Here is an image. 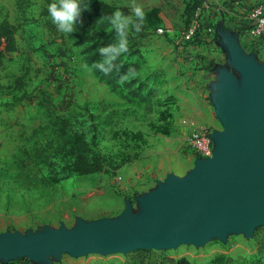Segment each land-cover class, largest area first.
<instances>
[{
    "label": "rangeland",
    "instance_id": "374dc122",
    "mask_svg": "<svg viewBox=\"0 0 264 264\" xmlns=\"http://www.w3.org/2000/svg\"><path fill=\"white\" fill-rule=\"evenodd\" d=\"M104 1L131 13L139 6L145 13L140 56L126 50L116 58H140L143 79L151 69L166 71L167 81L156 87L147 106L97 78L103 68L92 57L102 41L81 44L75 29L62 32L44 17L59 0H0V22L7 19L19 28L18 51L0 60V232L12 233L2 260L55 238L52 248L60 251L51 264H170L172 258L191 264H264V223L214 228L198 243L146 248L144 263L131 258L137 251L87 252L66 238L87 246L147 227L163 200H172L183 180L192 182L203 162L188 147L183 120L212 130L219 126L205 79L192 69L196 50L183 48L191 40L188 29L200 20L197 9L216 2ZM185 7H190L187 19ZM230 15H219L216 29ZM238 20L246 23L244 17ZM112 31L113 24L94 33L104 40ZM172 96L175 101L165 105ZM94 160H100L102 171H93ZM99 225L101 231L91 232Z\"/></svg>",
    "mask_w": 264,
    "mask_h": 264
},
{
    "label": "water",
    "instance_id": "95a60500",
    "mask_svg": "<svg viewBox=\"0 0 264 264\" xmlns=\"http://www.w3.org/2000/svg\"><path fill=\"white\" fill-rule=\"evenodd\" d=\"M222 25L217 26L220 33ZM227 35L232 39L238 55L249 60L240 49L238 35ZM257 88L264 95V83L253 78ZM258 94L252 91L247 103L256 102ZM254 122V123H253ZM264 122L243 121L240 115H234L230 122L233 149L214 164H209L216 156L215 132L211 134L213 155L202 160L201 177L192 175V182L183 180L174 188L172 200H163L160 213L145 228L132 229L128 235L114 233L95 239L84 245L77 238H66L87 252L102 249L118 251H139L146 248L174 247L182 243H198L206 234L216 228L223 230L227 225L234 229L256 228L264 223ZM190 178V179H191ZM107 230V229H106ZM52 238L47 246H39L30 251L18 252L6 264L18 258H28L34 264H42L34 253L54 246ZM4 258V257H3Z\"/></svg>",
    "mask_w": 264,
    "mask_h": 264
},
{
    "label": "crops",
    "instance_id": "0c3cea01",
    "mask_svg": "<svg viewBox=\"0 0 264 264\" xmlns=\"http://www.w3.org/2000/svg\"><path fill=\"white\" fill-rule=\"evenodd\" d=\"M216 4L222 8V15L232 14L236 17L225 18L224 25L220 28V33L217 36H204L203 38H194L186 41L183 44L184 49H189L193 55L191 60L194 62L192 68L194 72H200L205 79L204 86L209 94V100L214 109L215 121L218 123L213 131L215 132L216 156L209 164H214L220 157L228 154L234 144L231 141L230 122L234 115H240L243 121L264 122V95L257 88L253 78L261 80L264 83V46L256 50H249L245 44L240 41L238 35V20L246 18L249 9L254 6L253 3L260 0H214ZM264 1V0H263ZM187 7V5H186ZM184 10V17H189V8ZM219 22V20H218ZM243 22V21H242ZM227 33L238 35L240 49L245 55H252L249 60L242 59ZM145 45L142 46L143 49ZM144 63L141 64V68ZM140 72L135 77H139L143 81L146 80L147 85L141 96H134V99L141 104L148 105V99L143 96L154 98L157 94L156 87H159L161 82H166V71L164 69H151L142 78ZM100 80V78L97 76ZM163 78L165 80H163ZM125 81L127 79L125 78ZM130 81V80H129ZM128 82V81H127ZM138 84H135L137 87ZM134 86V88H135ZM121 90V89H119ZM132 98L129 90H121ZM255 91L258 94L256 102L247 103L248 95ZM175 100V97L172 96ZM260 106L262 107L260 109ZM254 123V122H253ZM264 127V126H263ZM202 172H194V177H201ZM12 233L5 231L0 232V257H6L5 247L10 242ZM59 248L49 247L45 250H40L34 253V256L42 264H51L56 259V254ZM15 253V252H14Z\"/></svg>",
    "mask_w": 264,
    "mask_h": 264
},
{
    "label": "trees",
    "instance_id": "16d2710c",
    "mask_svg": "<svg viewBox=\"0 0 264 264\" xmlns=\"http://www.w3.org/2000/svg\"><path fill=\"white\" fill-rule=\"evenodd\" d=\"M79 7L81 9V16L78 18L77 23L74 25V29L76 31V35L78 37V41L81 44H87L88 46H93L96 39L98 41H102V48L108 47L110 45H114L117 41V32L114 31L108 33L107 37L103 40L101 35L96 36L95 31H99L100 29H105L112 24L110 17L113 16L117 11L121 12L125 16H133L135 20V16L131 13V10L125 7H117L111 3H108L104 0H79ZM44 17H49L52 19L49 10L44 13ZM50 20V19H49ZM48 20V21H49ZM47 21V22H48ZM145 21H136L139 25V31L136 30L135 27L129 26L127 31V50L131 53L132 56H140L141 48L143 44V38L145 37L147 27ZM18 26L10 22L9 20H3L0 22V60L8 53L17 52L18 41H17V33ZM113 41V42H112ZM91 48V47H90ZM93 63L95 64H103V69H99L97 72L98 77L109 84L114 89L121 90H129L131 95L141 96L142 91L146 88L147 85L146 80L143 81L139 77H135L136 74L140 72L141 62L140 58L138 61L132 62L130 59H113L109 64L105 63L106 56L101 54L99 50L93 57ZM133 68V69H132ZM135 75V76H134ZM125 78L127 81H125ZM130 80V81H129ZM135 84H138L137 87ZM135 86V88H134ZM143 98L149 99L150 97L143 96ZM175 100L170 97L168 102L165 105H169ZM93 171H102L104 169L100 160H94L92 165ZM86 172H90L89 169ZM147 256V252L140 250L131 255V258L138 259L139 261H145ZM158 257H162L156 255ZM165 258V257H162ZM170 264H191L188 260L182 259H168ZM166 261H162L159 264H164Z\"/></svg>",
    "mask_w": 264,
    "mask_h": 264
},
{
    "label": "built area",
    "instance_id": "2783aa9c",
    "mask_svg": "<svg viewBox=\"0 0 264 264\" xmlns=\"http://www.w3.org/2000/svg\"><path fill=\"white\" fill-rule=\"evenodd\" d=\"M196 12L200 16V20L195 21L188 29L186 38H200L206 35L215 37L217 35L215 21L219 15H222V8L218 5L214 6L211 3L204 2ZM245 20V24H237L240 41L249 50L262 48L264 46V5L258 4L251 7ZM183 124L189 129L187 136L188 147L201 159L212 157L214 145L211 134L213 130L206 126L196 125L189 120H183ZM6 264L34 263L28 258H18Z\"/></svg>",
    "mask_w": 264,
    "mask_h": 264
},
{
    "label": "clouds",
    "instance_id": "9594fccd",
    "mask_svg": "<svg viewBox=\"0 0 264 264\" xmlns=\"http://www.w3.org/2000/svg\"><path fill=\"white\" fill-rule=\"evenodd\" d=\"M48 10L58 30L66 33L73 31L74 25L81 16L79 0H59L58 3H51ZM132 12L134 13L135 20L133 16H125L119 11L109 18L118 34V43L116 45H110L100 50L101 54L106 56L105 63L109 65L117 55L127 50L126 37L129 26L131 25L139 31V25L136 21H143L145 13L139 6L134 7ZM100 67L103 68V65H100Z\"/></svg>",
    "mask_w": 264,
    "mask_h": 264
},
{
    "label": "bare ground",
    "instance_id": "6f19581e",
    "mask_svg": "<svg viewBox=\"0 0 264 264\" xmlns=\"http://www.w3.org/2000/svg\"><path fill=\"white\" fill-rule=\"evenodd\" d=\"M100 226H102V225H99V226H97V228L95 229V230H91V232H99V231H101V228H100ZM105 228H103V230H104Z\"/></svg>",
    "mask_w": 264,
    "mask_h": 264
}]
</instances>
